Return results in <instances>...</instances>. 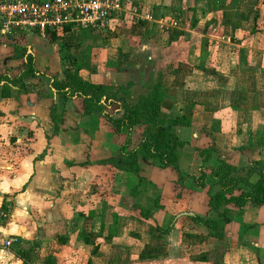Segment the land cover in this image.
I'll use <instances>...</instances> for the list:
<instances>
[{"label":"crops","instance_id":"crops-1","mask_svg":"<svg viewBox=\"0 0 264 264\" xmlns=\"http://www.w3.org/2000/svg\"><path fill=\"white\" fill-rule=\"evenodd\" d=\"M129 6L111 33L73 29L54 43L0 33V75L16 76L24 54L40 73L0 98V192L10 205L0 240L16 239L0 264H264V206L208 207L219 191L210 169L220 162L248 184L264 174V0ZM63 59L93 84L130 83L128 93L139 88L132 72L155 69L163 96L156 123L188 121L176 131L177 172L138 155L136 174L100 164L126 139L135 148L143 126L116 135L99 113H84L80 99L62 101L47 81L61 79ZM52 103L62 113L54 134Z\"/></svg>","mask_w":264,"mask_h":264},{"label":"trees","instance_id":"trees-1","mask_svg":"<svg viewBox=\"0 0 264 264\" xmlns=\"http://www.w3.org/2000/svg\"><path fill=\"white\" fill-rule=\"evenodd\" d=\"M67 31V29L65 30ZM45 39L49 43L56 41V34L44 33ZM124 58V57H122ZM126 58V57H125ZM40 73L35 69L33 57L24 54V63L21 71L13 78L6 75H0V98L9 97V89L11 86H17L19 90H24L26 79L35 78ZM141 76L140 87L144 90V95L138 96L137 102L133 105L126 103L124 94H128L126 86L110 87L100 84H93L84 79L79 72V67H69L62 70L61 79L55 76L48 77L47 84L49 88L59 95L62 101L70 99H80L84 113H99L100 117L108 124L114 134L120 135L123 132L128 134L135 126H143L141 140L138 145L128 150L129 140L119 146V155L116 158H110L100 164H109L113 167L136 174L137 155L141 161L148 165H156L160 168H171L177 172V150L180 149L181 143L178 141L176 131L179 127L187 124V119L183 116L169 119L163 126L156 123V117L159 111V105L163 99L160 92L159 76L152 71H145ZM134 83V78L133 81ZM114 107V112L109 114L106 109ZM49 119L53 124L54 134L57 125L60 122L62 113L59 112L55 103H52L48 112ZM232 169L220 162L215 169H210L212 179L217 181L219 191L208 199V207L212 211H217L221 205L232 204L240 208L245 204L259 208L264 206V174L262 170L258 173V179L254 184L246 183L242 177L232 178L230 176ZM199 176L195 179L197 187H202L204 174L202 168H199ZM178 180L184 179L180 176ZM242 183L244 190H239L236 185ZM239 191L238 194H234ZM203 224L205 228L217 229L218 223L215 220H203L201 218H193ZM158 231H161L160 229ZM214 236V235H213ZM95 252L92 251V253Z\"/></svg>","mask_w":264,"mask_h":264},{"label":"built area","instance_id":"built-area-1","mask_svg":"<svg viewBox=\"0 0 264 264\" xmlns=\"http://www.w3.org/2000/svg\"><path fill=\"white\" fill-rule=\"evenodd\" d=\"M128 6L129 0H0V33L61 35L73 29L111 33ZM9 211V202L0 192V224L7 221ZM14 243V237L0 240V255L7 257Z\"/></svg>","mask_w":264,"mask_h":264},{"label":"rangeland","instance_id":"rangeland-1","mask_svg":"<svg viewBox=\"0 0 264 264\" xmlns=\"http://www.w3.org/2000/svg\"><path fill=\"white\" fill-rule=\"evenodd\" d=\"M62 60V59H61ZM64 60V59H63ZM71 65V59H65L63 62H61L60 64H59V69L62 71V69L63 68H67V67H69ZM80 69V68H79ZM148 70H150V69H147V71ZM151 71L154 73L155 72V69H151ZM132 74H133V78H134V83H135V85H137V86H139V88H133V90L132 91H130L128 94H124L123 96L125 97V98H130V99H132V98H138V96L140 95V94H143L144 95V90H142V88L140 87V81H141V78L143 77V76H141V75H139V74H137L135 71L134 72H132ZM155 74V73H154ZM157 75V74H156ZM130 96V97H129ZM230 176L232 177V178H239V177H241L242 176V174H241V172H231V174H230Z\"/></svg>","mask_w":264,"mask_h":264},{"label":"water","instance_id":"water-1","mask_svg":"<svg viewBox=\"0 0 264 264\" xmlns=\"http://www.w3.org/2000/svg\"><path fill=\"white\" fill-rule=\"evenodd\" d=\"M181 215H183V214H181Z\"/></svg>","mask_w":264,"mask_h":264}]
</instances>
